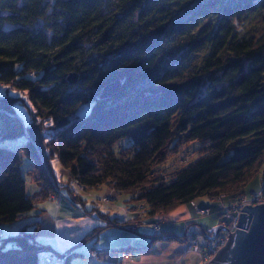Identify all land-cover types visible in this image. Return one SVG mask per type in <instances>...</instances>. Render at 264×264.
I'll return each instance as SVG.
<instances>
[{
	"label": "trees",
	"instance_id": "obj_1",
	"mask_svg": "<svg viewBox=\"0 0 264 264\" xmlns=\"http://www.w3.org/2000/svg\"><path fill=\"white\" fill-rule=\"evenodd\" d=\"M0 84L29 102L26 121L24 98L0 95L2 224L37 205L23 156L50 188L57 157L79 186L109 183L150 215L264 181V0H0ZM192 140L198 159L157 169ZM46 251L27 232L0 238V264H39Z\"/></svg>",
	"mask_w": 264,
	"mask_h": 264
},
{
	"label": "crops",
	"instance_id": "obj_2",
	"mask_svg": "<svg viewBox=\"0 0 264 264\" xmlns=\"http://www.w3.org/2000/svg\"><path fill=\"white\" fill-rule=\"evenodd\" d=\"M54 161L62 170L60 161L55 157L51 165L53 174L58 181H64L57 177ZM33 164V161L27 163L26 172L31 182H36V186L32 185L33 188L28 189L27 183L26 193L36 197L37 205L33 211L23 214L13 223H0V233L2 237H8L27 232L42 244L51 246L53 251L41 255V259L44 256L45 264L49 255L66 256L74 247L75 254L68 264H203L200 252L185 253L183 236L187 223L195 222L200 228L196 237L203 248L207 237L223 225V208L235 201L234 197L229 200L226 195L214 199H196L194 202L198 207L210 210L208 216L199 215L190 203L174 206L162 213H146L144 220L158 222L165 236H172L171 239H156L152 237L153 230L149 234L143 233L147 231L146 228L141 227L138 231L129 228L132 222L138 223L135 206L141 203L132 199L130 193L117 190L107 183L88 187L86 190L90 192L86 195L73 185L69 188L67 185L64 196H61L44 182L36 180L37 174L30 171ZM76 201L81 204V208L76 205ZM217 219L219 223L214 227L215 224L211 223ZM100 227L102 229L95 232ZM94 232L96 235L92 236ZM126 253L127 257L124 256Z\"/></svg>",
	"mask_w": 264,
	"mask_h": 264
},
{
	"label": "rangeland",
	"instance_id": "obj_3",
	"mask_svg": "<svg viewBox=\"0 0 264 264\" xmlns=\"http://www.w3.org/2000/svg\"><path fill=\"white\" fill-rule=\"evenodd\" d=\"M47 20V18H45V19H41L39 22H40V24L42 25L43 23H45V21ZM12 95V96H15V97H18V96H21L22 98H24V103H23V101H22V99L19 101V103L15 106V109L17 110V112L18 113H20L21 114V116H22V118L23 119H25L26 121L27 120H29V113H28V111H29V108H27V105L29 104V102H28V99H27V97H26V94H22V92L21 91H17V90H14V89H8L6 86H4L3 84H0V95ZM90 108H91V105H83V107L81 108V110H80V112H79V116H83L84 114H86L89 110H90ZM21 138L20 139H16V140H10V141H7L6 143H5V145H7L8 147H12V148H15V149H17V147L19 146V144L21 143ZM130 142V140L129 139H123V140H121L120 141V144L121 145H123V146H127V144ZM171 146L173 147L175 144H174V141H172L171 143ZM199 148V143H198V141H196V140H192L191 142H189V143H187V144H182V145H180V147H178V149L176 150V151H173V150H171L170 151V157L168 158V160L165 162V163H163V164H161L157 169H163V170H165V171H170L171 169H174V168H177V167H180L181 165V159L184 157V159H186V162L185 163H190V162H192V161H194V160H196V159H198V157H200V154H198V152H197V149ZM28 162H31L26 156H23V158H22V164H21V172H23V174H24V176H25V178H26V183H28V189H32L33 187H32V185H35L36 184V182H31V177L28 175V173L26 172V165H27V163ZM53 168H54V170L56 171V175H57V177H59V178H62L64 181H61V182H64V183H66V186H65V188L62 190V192L64 191H66V187H67V185H68V188L70 187V186H74V188L75 189H79V190H81V192L83 193V194H89V192L90 191H87L86 189L88 188V187H86V188H82L81 186H79L77 183H76V181H74V180H72V179H70L69 178V172H68V170H65V169H63L62 168V170L64 171V173H63V171L61 170V167H60V165H58V163L56 162V161H54L53 162ZM45 169H46V166H45ZM32 176H33V174H32ZM49 178H50V180H51V178L53 179V181L55 180H57L56 179V177H55V175L53 174L52 176L49 174ZM263 180V172H261V173H258L251 181H249L248 183H247V185H246V187L244 188V190H242V192H238V193H236L235 195H232V196H228V199L229 200H231L234 196H236V195H247L248 197H251L252 196V192H254L255 194H257L258 192H261V190L263 189V186H264V181H262ZM60 181V180H59ZM27 185V184H26ZM36 186V185H35ZM89 190H92V189H89ZM63 192V193H64ZM77 191H75V193H76ZM78 193V192H77ZM57 194V193H56ZM55 194V195H56ZM54 195V196H55ZM204 197H206V198H208V199H211V198H209V197H207V196H204ZM204 197H199V198H197V199H201V198H204ZM77 202V206L78 207H80L81 208V204L80 203H78V201H76ZM233 204V202L230 204V205H227V206H229V207H231V205ZM75 205V206H76ZM141 205V203H139L138 205H137V207L135 206V208H137L138 209V206H140ZM142 205H144V207H145V209L147 210V214H148V211H149V209H147V206H145V204H142ZM200 208V207H199ZM203 209V208H202ZM142 212L143 211H140L139 213H140V215L142 214ZM199 214V213H198ZM139 215V214H138ZM208 215H210V213L209 214H207V216ZM146 216V213L145 214H143L141 217H138L137 218V220L138 221H141L140 219L141 218H144ZM206 216V215H205ZM232 216H233V218L234 217H237V214L236 215H233L232 214ZM232 220V218H229V221H231ZM115 223H117V222H115ZM193 223V222H192ZM218 223H219V219H217V220H215V222H212L211 224H215V226L214 227H216V225H218ZM132 225L133 224H138V223H136V222H132L131 223ZM130 224V225H131ZM129 225V226H130ZM131 225V226H132ZM131 226L129 227V228H131ZM143 229V228H142ZM146 230V229H145ZM141 233V232H140ZM143 233H151V230H148L147 229V231H144ZM221 233L223 234V235H225L226 234V232L225 231H221ZM50 257H53V256H55V255H49ZM62 257H67V255L66 256H62ZM46 262H47V259H46ZM57 262H59V261H57ZM57 262H55V263H53V264H56ZM66 262V261H65ZM65 262H63V263H65ZM60 263V262H59ZM39 264H45L44 263V256L42 257V259L40 260V263ZM203 264H204V262H203Z\"/></svg>",
	"mask_w": 264,
	"mask_h": 264
},
{
	"label": "built area",
	"instance_id": "obj_4",
	"mask_svg": "<svg viewBox=\"0 0 264 264\" xmlns=\"http://www.w3.org/2000/svg\"><path fill=\"white\" fill-rule=\"evenodd\" d=\"M66 170V169H65ZM69 172V170H68ZM52 182V188L55 192H57V194L64 196L62 190L65 188L66 183L58 181V180H54L51 178L50 180ZM77 182V181H76ZM82 187V186H81ZM84 188V187H82ZM252 196L248 197L247 195H236L234 196V203L231 205V207H226L223 208L221 214L222 216L225 218L224 223L222 225L223 228H225V232L226 234L223 235L221 232L215 235V232H213V235L208 236L207 240H206V244L203 246V248H201L199 246V242L197 239V234L200 232V228L197 226V224L194 222H189L186 225V231L184 233L183 236V240L185 241V253H196V252H200L203 256V260H204V264H207L210 261H213V259L215 258V256L217 255V252L222 248L225 247L227 244V241L230 239L229 238V234L230 232H235L237 229V223L239 221V215L242 212V209L247 206V205H251V206H257V204H264V193L263 192H258L257 194H255L254 192L251 193ZM53 198V196H52ZM145 202L141 201V205L140 207H138V217H141L143 214L147 213V210L145 209L144 205ZM192 207L195 208V210L197 211V213H199V215H207L210 213V210L208 208H199L195 202H191L190 203ZM140 211H143L142 214L140 215ZM233 215L237 214V217L233 218ZM229 218H232L231 221H228ZM141 221H138V224H131V228L133 230L138 231L139 228H146L149 230H153L155 234H161L162 230L160 227V224L158 222H152L149 223L146 220H144L143 218L140 219ZM111 223V222H109ZM0 238L2 237V233H0ZM94 253H96L95 251H93ZM125 257L128 256V254L126 253L124 255ZM66 257H62V256H53L47 257V264H53L57 261H59L60 263H63L66 261ZM114 264V263H113Z\"/></svg>",
	"mask_w": 264,
	"mask_h": 264
},
{
	"label": "water",
	"instance_id": "obj_5",
	"mask_svg": "<svg viewBox=\"0 0 264 264\" xmlns=\"http://www.w3.org/2000/svg\"><path fill=\"white\" fill-rule=\"evenodd\" d=\"M78 80L79 75L75 72L68 76L70 85ZM120 87L118 81L107 84L100 98H109ZM239 216L236 231L230 232L226 246L207 264H264V204L247 205ZM224 230L222 226L216 228L215 235Z\"/></svg>",
	"mask_w": 264,
	"mask_h": 264
},
{
	"label": "bare ground",
	"instance_id": "obj_6",
	"mask_svg": "<svg viewBox=\"0 0 264 264\" xmlns=\"http://www.w3.org/2000/svg\"><path fill=\"white\" fill-rule=\"evenodd\" d=\"M258 205V204H257ZM148 222V221H147ZM150 223V222H149Z\"/></svg>",
	"mask_w": 264,
	"mask_h": 264
}]
</instances>
